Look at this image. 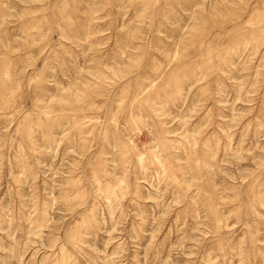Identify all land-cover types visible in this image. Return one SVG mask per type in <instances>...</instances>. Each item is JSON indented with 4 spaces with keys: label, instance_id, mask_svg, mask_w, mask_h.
<instances>
[{
    "label": "rangeland",
    "instance_id": "1",
    "mask_svg": "<svg viewBox=\"0 0 264 264\" xmlns=\"http://www.w3.org/2000/svg\"><path fill=\"white\" fill-rule=\"evenodd\" d=\"M0 264H264V0H0Z\"/></svg>",
    "mask_w": 264,
    "mask_h": 264
}]
</instances>
